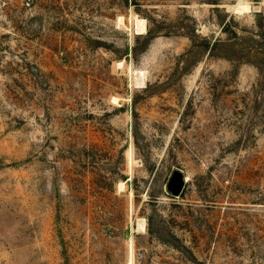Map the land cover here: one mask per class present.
Here are the masks:
<instances>
[{
	"label": "rangeland",
	"instance_id": "obj_1",
	"mask_svg": "<svg viewBox=\"0 0 264 264\" xmlns=\"http://www.w3.org/2000/svg\"><path fill=\"white\" fill-rule=\"evenodd\" d=\"M263 32L264 0H0V264H264Z\"/></svg>",
	"mask_w": 264,
	"mask_h": 264
},
{
	"label": "trees",
	"instance_id": "obj_2",
	"mask_svg": "<svg viewBox=\"0 0 264 264\" xmlns=\"http://www.w3.org/2000/svg\"><path fill=\"white\" fill-rule=\"evenodd\" d=\"M259 17L261 16V12H257L256 13ZM228 26V24L225 25V27ZM259 28H261V23L258 24ZM259 37H261V50L259 49H255V48H251V47H247L246 49V53L248 54L249 57H253V56H257L258 58H261V54L264 53V32L261 33V34H258ZM255 41H258L257 39H254ZM225 41L220 39V38H217L213 45L211 46L210 48V53L209 55H213L214 54V51H216L217 48L221 47L222 45H225ZM227 45H231L233 48H236V50L238 52H241L242 49L241 48H238L235 46V43H229ZM223 56H227V55H223Z\"/></svg>",
	"mask_w": 264,
	"mask_h": 264
},
{
	"label": "water",
	"instance_id": "obj_3",
	"mask_svg": "<svg viewBox=\"0 0 264 264\" xmlns=\"http://www.w3.org/2000/svg\"><path fill=\"white\" fill-rule=\"evenodd\" d=\"M186 178L182 171L175 170L168 182V192L173 196H179L186 184Z\"/></svg>",
	"mask_w": 264,
	"mask_h": 264
},
{
	"label": "bare ground",
	"instance_id": "obj_4",
	"mask_svg": "<svg viewBox=\"0 0 264 264\" xmlns=\"http://www.w3.org/2000/svg\"><path fill=\"white\" fill-rule=\"evenodd\" d=\"M234 10L236 12H242V11H245V10H250V5L249 4H244L242 2L238 3ZM121 21V20H120ZM137 29H144V26H145V21L143 19H139L137 18ZM137 75H138V79L142 77L143 74H141L140 72H137ZM143 78V77H142ZM125 184V182H121L120 186L123 187ZM139 227L143 228L144 227V221L143 220H140L139 223H138ZM140 229V228H139ZM129 264H134V255H133V249L131 251V257L129 259Z\"/></svg>",
	"mask_w": 264,
	"mask_h": 264
}]
</instances>
